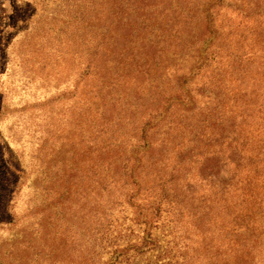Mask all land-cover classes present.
I'll return each instance as SVG.
<instances>
[{"label": "trees", "instance_id": "16d2710c", "mask_svg": "<svg viewBox=\"0 0 264 264\" xmlns=\"http://www.w3.org/2000/svg\"><path fill=\"white\" fill-rule=\"evenodd\" d=\"M95 1L91 56L75 84L85 88L87 170L102 179V252L93 247L85 262L162 257L154 231L183 224L200 242V264H264V0H182L167 24L139 16L123 36L113 27L119 0ZM222 11L241 19L236 29ZM117 207L142 235L113 229ZM47 222L22 245L39 240L44 261L66 264L68 229ZM188 255L185 245V264Z\"/></svg>", "mask_w": 264, "mask_h": 264}, {"label": "rangeland", "instance_id": "374dc122", "mask_svg": "<svg viewBox=\"0 0 264 264\" xmlns=\"http://www.w3.org/2000/svg\"><path fill=\"white\" fill-rule=\"evenodd\" d=\"M181 1H117L121 13L116 11L115 21L122 25L113 26L116 34H127L126 21L138 29L139 16L151 18L153 28L167 24L169 9ZM91 2L0 0V264H49L42 259L41 241H30V250L22 245L27 237L35 239L45 219L48 229H68L72 256L66 264H87L93 247L101 255L102 179L87 170L85 88L75 89L76 75L91 56ZM221 19L233 29L241 22L226 11ZM132 220L131 210L122 207L110 218L113 229L142 235ZM183 227L173 235L172 225L155 230L162 257L151 253L140 264H185V245L189 263L200 264L205 259L200 242L192 227ZM15 249L18 262L11 260Z\"/></svg>", "mask_w": 264, "mask_h": 264}]
</instances>
